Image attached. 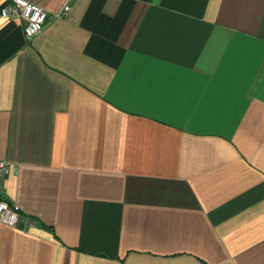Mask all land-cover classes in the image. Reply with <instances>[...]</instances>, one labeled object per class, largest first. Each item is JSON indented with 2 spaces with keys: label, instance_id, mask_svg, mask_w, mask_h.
<instances>
[{
  "label": "crops",
  "instance_id": "crops-1",
  "mask_svg": "<svg viewBox=\"0 0 264 264\" xmlns=\"http://www.w3.org/2000/svg\"><path fill=\"white\" fill-rule=\"evenodd\" d=\"M0 160V264H264V0L0 17Z\"/></svg>",
  "mask_w": 264,
  "mask_h": 264
},
{
  "label": "built area",
  "instance_id": "built-area-1",
  "mask_svg": "<svg viewBox=\"0 0 264 264\" xmlns=\"http://www.w3.org/2000/svg\"><path fill=\"white\" fill-rule=\"evenodd\" d=\"M74 2L75 0H64L58 12L49 14L43 8L26 0H9L8 4L0 8V17L12 22H22L24 36L30 41L44 30L50 20L68 16ZM11 172L12 166L0 160V224L15 228L19 225L22 214L17 205L6 200L1 186V181Z\"/></svg>",
  "mask_w": 264,
  "mask_h": 264
}]
</instances>
